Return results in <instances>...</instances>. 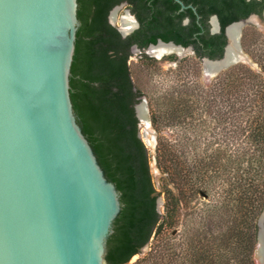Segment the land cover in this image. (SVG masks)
Returning <instances> with one entry per match:
<instances>
[{
  "label": "trees",
  "instance_id": "trees-1",
  "mask_svg": "<svg viewBox=\"0 0 264 264\" xmlns=\"http://www.w3.org/2000/svg\"><path fill=\"white\" fill-rule=\"evenodd\" d=\"M182 1L196 7L200 20L176 0H79L72 97L123 205L107 241L108 264H129L149 243L150 250L131 264H253L264 208V38L250 39L258 53L249 49L247 34L244 38L261 72L238 63L209 85L200 73L203 57L224 55L226 26L261 13L260 1ZM124 2L140 23L127 37L109 21L110 11ZM213 14L219 33L211 32ZM158 39L196 52L181 59L168 55L164 60L177 65L167 71L158 59L143 55L146 68L165 74L159 84L169 82L161 93L138 86L129 63L134 44L146 48ZM143 96L160 133L157 164L175 187L164 185L163 213L139 135L135 105ZM196 197H206L204 208L192 207Z\"/></svg>",
  "mask_w": 264,
  "mask_h": 264
},
{
  "label": "water",
  "instance_id": "water-1",
  "mask_svg": "<svg viewBox=\"0 0 264 264\" xmlns=\"http://www.w3.org/2000/svg\"><path fill=\"white\" fill-rule=\"evenodd\" d=\"M176 1L200 18L195 6ZM78 11L79 0H0V264H108L107 241L123 205L72 97ZM109 21L123 37L140 26L126 2L110 11ZM211 24L212 32H221L217 15ZM245 30L264 31V17L254 14L226 26L224 55L201 60L204 82L235 64L254 63L245 53ZM195 53L193 46L158 39L146 48L134 44L130 58ZM135 111L160 194L147 96ZM163 202L159 195L161 213ZM258 225L256 255L264 264V208Z\"/></svg>",
  "mask_w": 264,
  "mask_h": 264
},
{
  "label": "rangeland",
  "instance_id": "rangeland-1",
  "mask_svg": "<svg viewBox=\"0 0 264 264\" xmlns=\"http://www.w3.org/2000/svg\"><path fill=\"white\" fill-rule=\"evenodd\" d=\"M245 35H246L245 41L248 42L249 49L253 50L255 48L256 51H257V48H256L257 43L256 44L255 43L252 44L250 42V39H253V41L258 42L257 39H259V36L260 37L262 36V38H264V31L245 30ZM245 53L248 54L249 57H251L252 60L254 61V63H250L248 61H245V65L249 66L251 69H253L256 72H261V67H260L259 63L256 62L255 59L252 57V55L249 53V51H247L246 45H245ZM257 53H258V51H257ZM166 57L167 56H162L161 58H158V57H154V58L159 60L160 69H162L164 71H167L168 69L174 70V68L176 67L177 64L175 65V61L174 60H169V59L164 60V58H166ZM142 58L143 57H141V58H130L129 62L131 64V66H132V68H133V70H134V72H135V74H136L141 86L143 87V89H147L149 91L157 90L159 93H161L163 90L165 91L167 89L168 85H169V82H164L163 86L159 84V82L162 80V78L165 80V78H164L165 74L163 73L164 75L163 74L161 75L160 72H159L160 70H158V69L146 68V64L141 61ZM216 76H214L213 79ZM200 79H201L203 84H205V85H209L210 84V83H207V82L203 81V79H204V67H203L202 63H201ZM213 79H212V81H213ZM187 80L191 81V78H187ZM154 131H155L156 143L158 144V138H159L160 133L155 129V127H154ZM164 134H168V132H164ZM168 182H169V178H168L167 173L163 172L160 169L158 187H159V191H160V196H161V198L164 201L163 202V209L164 210H165V193L163 191H164V185H167ZM168 186L172 187L173 189L175 188L174 184L172 182H169ZM204 198H206V197H204ZM204 198L196 197L195 200L192 202V207H195L197 209L204 208V206L206 205V202H205ZM258 221H259V219H258ZM181 228H182L181 225L178 226L179 231H180ZM258 231H259V225H258ZM176 232H177V230L174 231V233H176ZM257 240H258V235H257ZM257 242H256V246H255L254 253H253V264H259L258 256L256 255ZM150 245H151V243H149L146 246H144L143 247L144 250L141 249V252L139 254H137L136 256H134L130 260L129 264L134 263L139 257L145 255L150 250Z\"/></svg>",
  "mask_w": 264,
  "mask_h": 264
},
{
  "label": "flooded vegetation",
  "instance_id": "flooded-vegetation-1",
  "mask_svg": "<svg viewBox=\"0 0 264 264\" xmlns=\"http://www.w3.org/2000/svg\"><path fill=\"white\" fill-rule=\"evenodd\" d=\"M260 1V3L258 4V6L257 7H259V8H261V13H259V12H252L250 15H259V17H261V16H263L264 17V0H259ZM213 15H217V14H213ZM249 15V16H250ZM218 16V15H217ZM211 17H212V15L210 16V18H209V24H210V28H211V32H212V24H211ZM200 18H201V16H200ZM200 18H199V20H200ZM247 18V17H246ZM218 19H219V17H218ZM242 19H244V18H242ZM189 21V18H187L186 20H185V22L186 21ZM241 20V19H240ZM187 21V22H188ZM219 22H220V20H219ZM221 24V23H220ZM136 30V29H135ZM134 30V31H135ZM133 31V32H134Z\"/></svg>",
  "mask_w": 264,
  "mask_h": 264
},
{
  "label": "bare ground",
  "instance_id": "bare-ground-1",
  "mask_svg": "<svg viewBox=\"0 0 264 264\" xmlns=\"http://www.w3.org/2000/svg\"><path fill=\"white\" fill-rule=\"evenodd\" d=\"M157 57H162V56H157ZM248 58V57H246ZM258 261H259V251H258ZM259 264H260V261H259Z\"/></svg>",
  "mask_w": 264,
  "mask_h": 264
}]
</instances>
